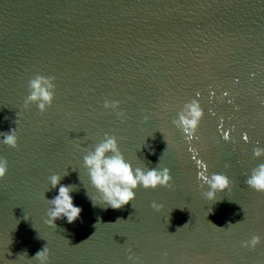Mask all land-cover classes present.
Segmentation results:
<instances>
[{"label":"water","instance_id":"1","mask_svg":"<svg viewBox=\"0 0 264 264\" xmlns=\"http://www.w3.org/2000/svg\"><path fill=\"white\" fill-rule=\"evenodd\" d=\"M37 75L55 78L43 114L24 106ZM193 100L188 139L173 120ZM15 128V149L0 135V264H38L45 247L49 264H264V194L246 184L264 163V0H0V133ZM105 134L171 186L104 205L83 157ZM213 173L230 187L208 200L198 176ZM53 174L82 209L56 228Z\"/></svg>","mask_w":264,"mask_h":264},{"label":"clouds","instance_id":"2","mask_svg":"<svg viewBox=\"0 0 264 264\" xmlns=\"http://www.w3.org/2000/svg\"><path fill=\"white\" fill-rule=\"evenodd\" d=\"M54 77L37 75L29 81V94L25 98L24 106L36 105L41 114L47 112L55 99ZM119 102L105 101L103 107L108 110H115ZM118 116H124L123 112H117ZM203 111L200 105L193 100L185 105L183 111L178 114V119L173 120V124L180 129L188 139H191L200 123ZM145 117V122H147ZM3 136V143L13 149L18 147L17 130L12 129L10 132L0 133ZM227 139V136H225ZM255 158L264 157V149L259 147L253 150ZM83 167L88 173L91 186L100 195L104 205L119 210L124 206L132 203L136 197V192L143 188L144 190H157L159 188H169L172 184V176L168 168H134L131 163L127 162L124 155L119 150L117 138L114 135L105 134L104 139L97 144L94 149L89 150L83 157ZM8 171L7 160L0 158V180H3ZM62 177L51 175L49 183L51 188L59 186L58 195L48 200L50 209L47 212L45 223L56 228L58 219L66 218L69 224L74 223L82 212L80 207L74 205L71 192L73 186L60 185ZM202 195L208 200L216 198L218 193H223L230 187V180L224 174H200L198 176ZM246 184L249 188L257 193L264 194V163L259 164L251 171L247 178ZM207 191H203L204 187ZM93 201V200H92ZM93 205L96 203L93 201ZM151 207L159 210L162 205L153 202ZM187 225V224H186ZM185 225V226H186ZM215 226V225H214ZM216 227V226H215ZM260 243L258 236H253L250 240L245 241L242 247L255 248ZM26 255V254H25ZM167 253H165V256ZM38 261V264H49L50 253L47 247L38 251L32 258ZM129 259H134L129 256Z\"/></svg>","mask_w":264,"mask_h":264},{"label":"snow or ice","instance_id":"3","mask_svg":"<svg viewBox=\"0 0 264 264\" xmlns=\"http://www.w3.org/2000/svg\"><path fill=\"white\" fill-rule=\"evenodd\" d=\"M244 139H248V137H247V136H245V137H244Z\"/></svg>","mask_w":264,"mask_h":264}]
</instances>
